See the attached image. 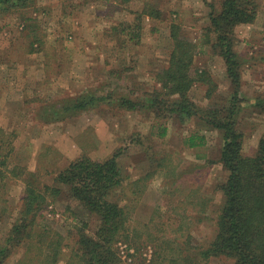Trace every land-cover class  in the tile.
<instances>
[{
	"label": "rangeland",
	"instance_id": "rangeland-1",
	"mask_svg": "<svg viewBox=\"0 0 264 264\" xmlns=\"http://www.w3.org/2000/svg\"><path fill=\"white\" fill-rule=\"evenodd\" d=\"M136 1L39 0L24 12L0 14V154L8 164L0 166V245L18 218L26 192L24 179L30 172L39 186L54 184L56 176L79 157L103 161L120 148L125 149L121 164L126 181L116 194H127L133 240L118 245L122 264H173L182 246L207 247L215 237L223 202L217 187L228 177L219 163L222 132L198 118L181 122L146 109L127 111L118 100L124 95L145 98L157 86L154 75L168 65L173 22L200 45L193 74L207 71L219 86L216 97L229 95L233 86L223 58L211 46L201 45L210 23V3L219 5L223 0H146V5ZM256 2V21L236 29L243 62L244 105L239 120L248 155L255 153L264 132V111L255 107L264 95V0ZM148 4L159 7L162 18L146 19L138 45L123 43L128 31L122 29L135 24V12ZM209 87L194 86L191 97L198 104H210ZM88 89L112 92L113 105L106 103L58 122L39 117L46 101L57 102ZM162 127L168 130L164 137ZM193 133L205 136L206 145L189 147L187 139ZM132 139L138 143L131 144ZM160 159H164L160 173L142 179ZM45 224L50 241L64 240L62 258L68 261L79 229L93 233L99 220L63 195L50 198L42 210L38 226ZM21 251L5 264H18L24 248ZM230 263L214 258L206 264ZM34 264L41 263L37 259Z\"/></svg>",
	"mask_w": 264,
	"mask_h": 264
},
{
	"label": "trees",
	"instance_id": "trees-1",
	"mask_svg": "<svg viewBox=\"0 0 264 264\" xmlns=\"http://www.w3.org/2000/svg\"><path fill=\"white\" fill-rule=\"evenodd\" d=\"M38 1L0 0V14L24 12ZM135 13V24L122 29L124 33L128 31V38L123 43L130 41L138 45L146 19L158 20L163 14L159 7L149 4L143 11ZM257 17L256 0H223L219 5L210 3V23L204 29L201 45L211 46L214 54L221 56L225 62L226 76L233 90L224 98L216 97L219 86L207 71L193 74L200 45L184 36L181 25L173 22L170 27L172 46L168 65L155 73L157 86L145 98L133 99L124 95L118 100L119 107L127 111L146 109L155 116L177 118L181 122L198 118L222 132L219 163L227 171L228 177L217 187L223 202L218 210L216 235L207 247L182 246L173 264H206L214 258H225L231 261L230 264H264V132L255 153L246 154L245 134L239 120L244 105L241 95L243 62L237 52L236 37L238 26L252 24ZM203 83L210 84L206 91V99L210 101L208 105L198 104L191 97L193 87ZM103 93L99 89H88L57 102L46 101L39 117L44 122H58L106 103L112 106V92ZM255 107L264 111V95L258 97ZM160 130L161 137H164L167 127ZM1 132L2 128L0 136L3 134ZM206 141L205 136L193 133L187 139V144L196 148L206 145ZM137 143V139H132L131 144ZM124 151L120 148L103 161L88 156L79 157L56 176L54 184L39 186L35 173L30 172L29 177L24 179L26 192L18 218L0 245V264H5L14 252L20 254L22 248L24 254L18 264H34L37 259L41 264H59L61 261L65 264H122L118 245L133 241L131 206L127 202V194L120 193V197L116 194L126 181L121 164ZM1 157L0 154V166H7L6 158ZM151 158L153 156H149L150 162ZM163 160L160 159L156 166L154 164L155 169L148 170L142 179L151 180L160 173L158 168L163 167ZM19 176L22 174L19 173ZM63 195L99 220L93 233L85 228L79 229L75 242L77 248H72L74 250L68 261L62 258L64 240L50 241L47 225L38 226L49 199ZM158 246L160 252L163 251L162 246ZM40 253L45 255L42 260L38 256Z\"/></svg>",
	"mask_w": 264,
	"mask_h": 264
},
{
	"label": "crops",
	"instance_id": "crops-1",
	"mask_svg": "<svg viewBox=\"0 0 264 264\" xmlns=\"http://www.w3.org/2000/svg\"><path fill=\"white\" fill-rule=\"evenodd\" d=\"M136 2H137L136 5L140 4V2H142L141 4L144 3V5H146V0H137ZM138 7H139V8H138L137 10H140L141 7H140V6H138Z\"/></svg>",
	"mask_w": 264,
	"mask_h": 264
}]
</instances>
